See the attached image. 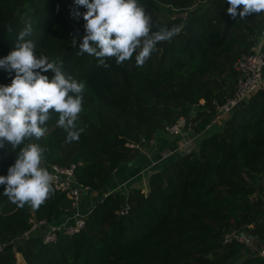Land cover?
Masks as SVG:
<instances>
[{
	"label": "trees",
	"instance_id": "1",
	"mask_svg": "<svg viewBox=\"0 0 264 264\" xmlns=\"http://www.w3.org/2000/svg\"><path fill=\"white\" fill-rule=\"evenodd\" d=\"M137 3L151 17L152 32L181 30L159 42L143 66L136 65L134 53L119 65L105 58V68L95 56L81 54L86 22L70 14L74 0H0V58L15 49L30 22L26 39L35 43L36 55L62 62L66 74L85 84L79 140L66 142L52 111L39 140L0 148V175H7L22 147L36 143L44 149L45 166L75 165L77 182L103 193L121 166L180 117L200 135L191 154L172 157L150 176L147 192L132 188L102 196L82 231L60 234L54 245H45L41 233L23 235L33 218L58 223L70 215L66 196L54 190L38 209L21 208L0 185V264H18V255L25 264H231L244 245L224 244L227 232L241 230L264 242V89L205 135L216 104L236 93L234 64L264 39V12L241 19L239 6L232 17L227 0ZM42 74L54 76L51 70ZM14 76L0 68V85ZM235 264H264V258L252 255Z\"/></svg>",
	"mask_w": 264,
	"mask_h": 264
},
{
	"label": "clouds",
	"instance_id": "2",
	"mask_svg": "<svg viewBox=\"0 0 264 264\" xmlns=\"http://www.w3.org/2000/svg\"><path fill=\"white\" fill-rule=\"evenodd\" d=\"M77 6L70 13L73 19L83 17L85 34L79 44L81 54L98 58V64L109 67L105 58L114 57L116 63L131 60L143 64L156 50L159 42L169 41L180 32L178 26L151 30V17L145 14L137 0H74ZM227 13L235 17L239 6L241 19L264 12V0H227ZM86 9L80 13L78 8ZM12 32V27H8ZM32 25L26 23L16 37L15 49L0 58V68L15 73L9 85H0V148L5 143L13 149L26 139L39 140L47 131L44 126L52 111L59 114L57 126L66 133V142L78 141L83 128L78 127L82 112L85 84L63 71L62 62H49L47 56L35 53V43L26 39ZM73 43L77 41L73 37ZM137 50H139L137 52ZM51 70L50 80L42 74ZM44 149L36 143L22 147L7 175H0L3 195L18 207L30 205L38 209L54 194L53 176L42 167Z\"/></svg>",
	"mask_w": 264,
	"mask_h": 264
},
{
	"label": "built area",
	"instance_id": "3",
	"mask_svg": "<svg viewBox=\"0 0 264 264\" xmlns=\"http://www.w3.org/2000/svg\"><path fill=\"white\" fill-rule=\"evenodd\" d=\"M264 39L256 43L250 49V52L243 55L235 64L234 71L237 74V89L234 97L228 99L223 105L215 106V117L212 122L217 125L222 121L229 112L241 102H247L250 97L256 94L259 90L264 89ZM203 105V102H200ZM198 106V105H197ZM195 106V107H197ZM193 125L184 117H180L174 124L167 126L164 132L172 137H181L187 131H192ZM199 134L192 136L188 141L179 145L175 149H167L160 154V161L165 162L175 156H185L191 154L195 150V142ZM53 176V189L60 194H64L70 201V218L71 225L66 223L55 224L47 223L46 221H37L33 218L30 230L23 235V238L28 239L42 234V240L45 245H54L58 241L60 234L68 237L78 235L86 224V215L81 213L82 196L89 189L80 185L76 180V166L59 167L56 165L45 166ZM107 196V195H106ZM238 243L248 245L249 239L246 233L241 230H232L225 234L224 244Z\"/></svg>",
	"mask_w": 264,
	"mask_h": 264
},
{
	"label": "crops",
	"instance_id": "4",
	"mask_svg": "<svg viewBox=\"0 0 264 264\" xmlns=\"http://www.w3.org/2000/svg\"><path fill=\"white\" fill-rule=\"evenodd\" d=\"M187 132L181 137H172L166 133L156 135L149 147L140 150L135 160L124 164L115 172L112 182L104 189L103 193L88 191L83 194L81 213L86 215L96 205L99 198L113 192L127 193L132 188L147 192L150 176L163 168L164 162L160 161L161 152L167 149H175L195 135L192 131ZM205 135H207V132ZM70 217L68 215L62 221L55 224L66 223L71 225L72 220ZM246 235L249 239V245L244 246L241 255L231 264H235L237 261L252 255H259L264 258V242L259 241L248 233ZM17 259L18 264H25L22 256L18 255Z\"/></svg>",
	"mask_w": 264,
	"mask_h": 264
},
{
	"label": "water",
	"instance_id": "5",
	"mask_svg": "<svg viewBox=\"0 0 264 264\" xmlns=\"http://www.w3.org/2000/svg\"><path fill=\"white\" fill-rule=\"evenodd\" d=\"M246 105V102H241L240 104H238L236 107H234L230 112L229 115H233L239 108L244 107ZM103 199L99 198L98 202H102ZM0 251H1V247H0Z\"/></svg>",
	"mask_w": 264,
	"mask_h": 264
},
{
	"label": "rangeland",
	"instance_id": "6",
	"mask_svg": "<svg viewBox=\"0 0 264 264\" xmlns=\"http://www.w3.org/2000/svg\"><path fill=\"white\" fill-rule=\"evenodd\" d=\"M219 129H218V127H216V126H212L211 128H209L208 130H207V135H211L212 133H214V132H217ZM190 131H188L187 133H189ZM193 132V131H192ZM197 135V134H196ZM144 192V191H143ZM249 245V244H248ZM245 246H247V245H245Z\"/></svg>",
	"mask_w": 264,
	"mask_h": 264
}]
</instances>
